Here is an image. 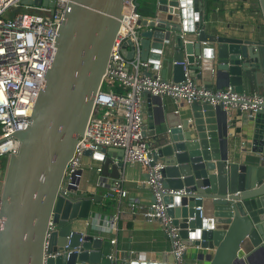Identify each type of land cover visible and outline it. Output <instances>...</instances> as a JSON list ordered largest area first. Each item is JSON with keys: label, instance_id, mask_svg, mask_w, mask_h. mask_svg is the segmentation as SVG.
<instances>
[{"label": "water", "instance_id": "95a60500", "mask_svg": "<svg viewBox=\"0 0 264 264\" xmlns=\"http://www.w3.org/2000/svg\"><path fill=\"white\" fill-rule=\"evenodd\" d=\"M128 1L71 0L69 4L29 126L13 135L20 148L0 159V264H43L52 218L57 229L47 254L63 252L69 238L70 249L80 247V253L62 254L47 264H104V241L86 236L80 244L77 223L94 226L97 216L108 211L105 201L115 195L98 197L82 191L83 171L75 181L79 188H71L68 196L60 188L90 121ZM134 2L139 11V0ZM258 3L264 17V0ZM22 5L48 8L54 15L55 4L49 0H26ZM149 7L152 16H142L138 24L140 59L163 79L169 80L172 72V82L179 84L188 73L200 89L231 88L238 94L253 89L264 94V42L210 34L203 0H151ZM122 54L134 61L130 41L124 43ZM145 95L152 104L143 136L155 160L165 165L163 185L191 193L164 198L172 225L196 250L198 263L259 264L256 257L264 258V109L249 117L251 128L243 148L247 152L250 146L254 156H241L236 163L227 123L231 116L223 105L194 103L189 118L180 120L165 106L167 97ZM85 155L92 157L91 152ZM94 160L103 165L98 177L88 181L89 187L111 192L112 181L119 180L125 169L124 151L101 148ZM129 264H174V258L167 263L138 259Z\"/></svg>", "mask_w": 264, "mask_h": 264}, {"label": "built area", "instance_id": "2783aa9c", "mask_svg": "<svg viewBox=\"0 0 264 264\" xmlns=\"http://www.w3.org/2000/svg\"><path fill=\"white\" fill-rule=\"evenodd\" d=\"M24 1L26 0H0V158L17 154L20 148L19 141L13 135L29 126L36 101L45 88L47 74L53 65L58 33L66 21L71 2L49 0L55 4L54 15L50 14L51 9L43 8L48 15L18 13L11 18L4 17L8 10L22 5ZM141 18L134 0L128 1L90 121L67 165L60 192L68 196L71 188H79L75 181L80 177L79 172L83 171V159L87 152H91L94 159L101 148L122 149L124 162L140 164L148 172L146 184L155 199L147 208L140 205L132 207L142 210L147 221L162 223L165 233L171 239L169 254L174 258V264H186L185 256L189 247L181 238L180 231L172 225L167 214L169 206L165 204L164 198L184 197L191 193L185 189H166L163 185L162 172L165 165L155 160L150 143L143 136L144 96L149 93L152 97H167L174 101H186L190 105L197 102H207L213 107L223 105L228 116L235 110L251 117L264 109V94H238L231 88L222 92L200 89L188 73L186 80L179 84L163 79L149 62H142L140 59L141 44L137 33ZM127 41L132 43L135 52V59L131 62L122 54ZM141 69L157 74L153 73V77H148ZM115 85L123 88L124 93H115L112 90ZM114 190L123 197L126 196L122 190V182H115ZM198 210L201 211V208ZM116 220L114 218L111 221L112 226H115ZM2 228L3 219L0 218V235ZM56 229L57 225L52 218L44 242L43 264L62 254L80 253V247L70 249L69 238L63 252L48 255L50 238ZM85 237L82 234L80 244ZM114 243L115 241L112 242ZM255 262L264 264V258L258 256Z\"/></svg>", "mask_w": 264, "mask_h": 264}, {"label": "crops", "instance_id": "0c3cea01", "mask_svg": "<svg viewBox=\"0 0 264 264\" xmlns=\"http://www.w3.org/2000/svg\"><path fill=\"white\" fill-rule=\"evenodd\" d=\"M150 2L151 0L139 1L141 4L139 14L141 16H152L149 7ZM203 7L205 24H207L210 34L249 38L264 42V17L260 11L258 0H203ZM141 72L147 73L145 69H141ZM168 81H172V72L169 74ZM253 92L256 91L252 89L250 93ZM151 102V99L145 95L144 119L148 107L152 104ZM165 106L169 111L178 114L180 120H186L191 115L192 105L186 101H174L167 98ZM227 123L229 124V134L233 136L231 140L234 143L231 152L232 161L238 163L241 156L243 159L253 157L254 154L251 153L250 146L247 152H244L245 149L243 148L247 143L246 133L251 128L249 115L234 110L231 112V117H228ZM144 127H146L145 124ZM102 165L103 163L85 155L81 189L82 191L88 190L98 197H106L112 193L115 198L105 201L107 204L105 209L108 211L102 216H97L94 226H89L87 222H78L79 231L86 236L101 238L104 241L106 256L104 264H129L138 259L141 261L158 260L161 263H167L171 257L169 254L171 239L165 233L162 223L147 221L142 210L132 207L133 205H140L147 208L153 203L152 191L146 184L148 172L140 164H131L125 161V169L121 178L112 181V191L109 192L98 186L89 187L88 184L90 178L97 176L96 172ZM118 181L122 182V190L126 193L124 197L114 190V184ZM114 218L117 220L115 226H112L111 221ZM113 241H115L114 244H112ZM195 257L196 250L189 247L185 256L186 264H207L198 263Z\"/></svg>", "mask_w": 264, "mask_h": 264}, {"label": "rangeland", "instance_id": "374dc122", "mask_svg": "<svg viewBox=\"0 0 264 264\" xmlns=\"http://www.w3.org/2000/svg\"><path fill=\"white\" fill-rule=\"evenodd\" d=\"M18 13H34L40 15H48V12L40 7L17 5L12 7L10 10H8V12L4 15V17L11 18ZM3 168L5 167L3 166Z\"/></svg>", "mask_w": 264, "mask_h": 264}, {"label": "trees", "instance_id": "16d2710c", "mask_svg": "<svg viewBox=\"0 0 264 264\" xmlns=\"http://www.w3.org/2000/svg\"><path fill=\"white\" fill-rule=\"evenodd\" d=\"M140 1V0H139ZM115 93L122 94L124 93V89L119 87L118 85H115L112 89Z\"/></svg>", "mask_w": 264, "mask_h": 264}, {"label": "flooded vegetation", "instance_id": "af4514ba", "mask_svg": "<svg viewBox=\"0 0 264 264\" xmlns=\"http://www.w3.org/2000/svg\"><path fill=\"white\" fill-rule=\"evenodd\" d=\"M2 185V184H1ZM1 185H0V187H1Z\"/></svg>", "mask_w": 264, "mask_h": 264}]
</instances>
